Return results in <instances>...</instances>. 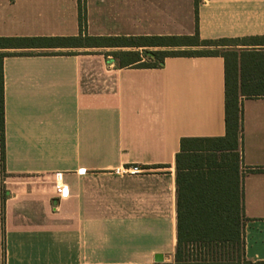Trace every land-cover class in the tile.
<instances>
[{
    "label": "crops",
    "instance_id": "obj_1",
    "mask_svg": "<svg viewBox=\"0 0 264 264\" xmlns=\"http://www.w3.org/2000/svg\"><path fill=\"white\" fill-rule=\"evenodd\" d=\"M82 3L81 31L79 0H0V38L193 36L196 4L201 40H235L215 49L264 38V0ZM129 50H3L0 264H174L175 158L182 138L225 136V59L140 69L107 55ZM241 101L245 259L264 264V97Z\"/></svg>",
    "mask_w": 264,
    "mask_h": 264
},
{
    "label": "trees",
    "instance_id": "obj_2",
    "mask_svg": "<svg viewBox=\"0 0 264 264\" xmlns=\"http://www.w3.org/2000/svg\"><path fill=\"white\" fill-rule=\"evenodd\" d=\"M80 28L86 8L79 0ZM193 36L96 38H0V135L5 159V49L130 48L107 55L119 68H163L168 57L222 56L225 59V128L223 137L182 138L176 154L177 243L174 264H252L245 259L242 137L243 98L264 97V38L259 49L235 51L216 47L235 40H201ZM204 48L207 50H198ZM12 55H28L17 53ZM55 55H75L60 52Z\"/></svg>",
    "mask_w": 264,
    "mask_h": 264
},
{
    "label": "built area",
    "instance_id": "obj_3",
    "mask_svg": "<svg viewBox=\"0 0 264 264\" xmlns=\"http://www.w3.org/2000/svg\"><path fill=\"white\" fill-rule=\"evenodd\" d=\"M55 190H56V194L57 196L61 199L64 198L65 196H67L68 194V187H66L64 184L62 183H57L55 185Z\"/></svg>",
    "mask_w": 264,
    "mask_h": 264
},
{
    "label": "water",
    "instance_id": "obj_4",
    "mask_svg": "<svg viewBox=\"0 0 264 264\" xmlns=\"http://www.w3.org/2000/svg\"><path fill=\"white\" fill-rule=\"evenodd\" d=\"M156 261H157V262H162V261H163V257L160 256V255L157 256V257H156Z\"/></svg>",
    "mask_w": 264,
    "mask_h": 264
},
{
    "label": "rangeland",
    "instance_id": "obj_5",
    "mask_svg": "<svg viewBox=\"0 0 264 264\" xmlns=\"http://www.w3.org/2000/svg\"><path fill=\"white\" fill-rule=\"evenodd\" d=\"M198 50H207V49H204V48H199Z\"/></svg>",
    "mask_w": 264,
    "mask_h": 264
}]
</instances>
